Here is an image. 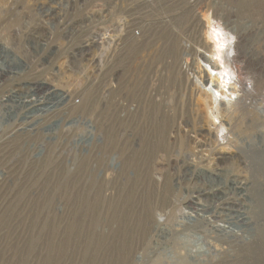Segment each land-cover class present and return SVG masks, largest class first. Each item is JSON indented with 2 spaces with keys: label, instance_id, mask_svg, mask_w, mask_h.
Segmentation results:
<instances>
[{
  "label": "rangeland",
  "instance_id": "1",
  "mask_svg": "<svg viewBox=\"0 0 264 264\" xmlns=\"http://www.w3.org/2000/svg\"><path fill=\"white\" fill-rule=\"evenodd\" d=\"M250 18L239 0H0V60L19 67L0 78V264H264V135L221 113L240 82L263 113ZM232 173L250 180L213 231L187 201Z\"/></svg>",
  "mask_w": 264,
  "mask_h": 264
},
{
  "label": "bare ground",
  "instance_id": "2",
  "mask_svg": "<svg viewBox=\"0 0 264 264\" xmlns=\"http://www.w3.org/2000/svg\"><path fill=\"white\" fill-rule=\"evenodd\" d=\"M53 2V1H52ZM51 2V3H52ZM239 3L241 4L242 8H243V13L246 15H252V18L248 19L249 22L250 20H252V26H250V24L248 23L245 27H243V29L241 31H239V39L244 41V47H245V53L254 60L257 61H261L264 60V52H258L255 51L254 49V45L257 43L261 44V47L264 48V0H239ZM11 4V3H10ZM41 5V4H40ZM240 6V5H239ZM12 7V6H11ZM42 7V6H41ZM10 10V9H9ZM43 10V9H42ZM48 10V9H47ZM55 10V9H54ZM5 12V11H4ZM24 13V12H23ZM49 13V12H48ZM61 14V13H60ZM16 15V14H15ZM20 15V14H19ZM57 16V15H55ZM61 16V15H60ZM45 17V16H44ZM47 18V17H46ZM59 18V17H58ZM9 20V19H8ZM13 20V19H12ZM229 20V19H228ZM232 21V20H231ZM11 23V22H10ZM61 24V21L60 23ZM67 26V25H66ZM117 26V25H116ZM117 28V27H116ZM7 29V28H6ZM64 29V28H63ZM60 30V29H59ZM23 37V36H22ZM96 38V37H95ZM9 39V38H8ZM13 39V38H12ZM89 39V38H88ZM93 41L90 40H84L83 43L80 44L79 49H78V53L76 55H78L79 58H83V56L85 55L86 51H90L91 47L94 45L92 43ZM97 42V41H96ZM101 42V41H100ZM45 43V42H43ZM76 43V42H75ZM104 44V43H103ZM29 45V44H28ZM6 46V45H5ZM4 46V47H5ZM122 46V45H121ZM8 47V46H7ZM73 47V46H72ZM98 47V46H97ZM13 48V47H11ZM20 48V47H18ZM71 48V47H69ZM107 48V47H106ZM10 49V48H9ZM13 50V49H12ZM74 50V49H73ZM93 50V49H92ZM25 49H23V53L26 54ZM70 51V50H69ZM254 51V52H253ZM16 52V51H15ZM21 52V51H20ZM72 54L74 52H71ZM69 55V54H68ZM71 55V54H70ZM76 55H74V57L76 58ZM90 56V54H89ZM18 57V56H17ZM95 57V56H94ZM92 58V57H91ZM2 60H0V78L6 75H9L10 77H15L17 75V70L19 67L16 66V64L14 65H9L12 64L11 61H7V56L6 54L4 56H2L1 58ZM26 59V58H25ZM88 59V58H87ZM90 59V58H89ZM71 60V59H70ZM77 60V59H75ZM74 60V61H75ZM91 60V59H90ZM27 61V60H26ZM72 61V60H71ZM85 61V60H84ZM8 62V64L6 63ZM81 63V62H80ZM79 63V64H80ZM106 65V64H105ZM21 67V65H20ZM32 69V68H31ZM13 79V78H11ZM13 83V82H12ZM3 84V83H2ZM20 82L15 81L13 86L19 87L20 86ZM37 84V83H36ZM35 85V84H34ZM240 89L238 91V93L235 95V98L231 104V106L228 108L227 105H225V103H227V101L230 100L231 97L229 98H225V103H221L222 104V115H226L227 114V121L226 124L228 125L229 129H238L240 132H244V133H253V134H261L264 135V103L259 100L258 104L259 106L263 109V113L260 114L257 112L256 110V106L255 105H248L245 103V99H247V97L249 96V91L248 89V85H246L244 82H240ZM40 86V85H39ZM38 86V87H39ZM34 88V87H33ZM37 89V88H36ZM35 90V89H34ZM55 90V89H54ZM14 93V92H13ZM8 94V93H7ZM11 95L8 94L7 97H11L9 96ZM5 96V95H4ZM50 97V96H49ZM43 98V97H42ZM58 98V97H57ZM255 99V98H254ZM253 99V100H254ZM262 99V98H261ZM40 100V99H39ZM36 99H26V100H22V104L24 107H29L31 104H34L36 102L39 101ZM227 100V101H226ZM4 101V99L0 100V103L2 104ZM69 101V100H67ZM247 101V100H246ZM256 101V100H255ZM254 101V103H255ZM87 103V102H86ZM36 106V105H35ZM27 117V116H26ZM146 118V117H145ZM230 118H232L233 120H229ZM12 122V121H11ZM243 125L241 126L240 124ZM156 124V125H155ZM155 125L154 128V132L157 133L158 131V135L159 137L162 135L163 133V129L164 127L161 126H157L158 123L155 121L154 124ZM167 125V124H166ZM19 127V126H18ZM148 127V126H147ZM152 128V129H153ZM18 129V128H17ZM15 130V129H14ZM150 130V129H147ZM146 131V130H144ZM152 132V131H150ZM145 133V132H144ZM239 133V132H238ZM153 135V134H152ZM148 135H146L147 137ZM158 137V139H159ZM249 137V136H248ZM152 141V140H151ZM160 142V140H159ZM256 143V142H255ZM254 143V144H255ZM144 144V143H143ZM153 145V144H152ZM257 145V144H256ZM255 145V146H256ZM149 146V145H147ZM246 146V145H245ZM259 146H263L264 147V137L263 140L261 141ZM156 147V146H155ZM249 147V146H248ZM254 147V146H253ZM106 148V147H105ZM259 148V147H258ZM242 149V148H241ZM249 149V148H248ZM151 150V149H150ZM240 152V150H238ZM237 152L235 155L233 156H229V159H232V163L234 162H243L244 155H241V152L239 153ZM248 153V152H247ZM259 153V152H258ZM215 154V158H218V162H222L223 160H225V155H222L221 153H214ZM260 155V154H259ZM264 155V154H263ZM261 156V155H260ZM203 159V158H202ZM242 159V161H241ZM245 160V159H244ZM261 162V161H260ZM223 164V163H222ZM236 164V163H235ZM217 165V164H216ZM239 165V164H237ZM241 165V164H240ZM257 165V164H256ZM80 166V165H79ZM230 166V165H229ZM242 166V165H241ZM214 167V166H213ZM221 170V169H220ZM262 170V169H261ZM233 172V170H230ZM235 171V170H234ZM256 171V170H255ZM258 171V170H257ZM210 172V176L213 178L217 177L219 175V170L216 168L211 169ZM226 172V171H225ZM236 172V171H235ZM263 174H264V169L262 170ZM79 173V172H78ZM239 173V172H238ZM238 173H232L231 176H229L228 178V189L224 188L223 185H221L220 183L218 184H214V186L211 185V187L207 188V187H202V188H198V190L195 192L194 198H190L189 201H187L192 209L194 210H198V211H202L203 213H205V216L202 217V222L204 224H206L207 226H209V228L213 231H216L218 229H221L222 226H220L218 223H216L217 220H223L221 217V212L222 211H227L230 213H234L236 211H239L240 208V203H239V199L237 198L238 193L241 192V190L246 186V184L248 183V177H244L243 175L241 176V174ZM225 174V173H224ZM245 174V173H244ZM197 175V174H196ZM258 175V174H257ZM208 176V175H207ZM225 176V175H224ZM65 177V176H64ZM190 177V176H189ZM209 177V176H208ZM202 178V177H201ZM219 178V177H218ZM227 178V177H226ZM262 178V177H261ZM142 180V179H141ZM212 180V179H211ZM140 181V180H139ZM259 181V180H258ZM143 182V181H142ZM146 182V180H145ZM150 182V181H149ZM203 182V181H202ZM214 182V181H213ZM259 182L260 185V189L264 190V179H261ZM139 183V182H138ZM205 183V182H204ZM210 183V182H209ZM250 183V182H249ZM136 184V183H135ZM137 185V184H136ZM140 185V184H139ZM93 186V185H92ZM141 186L143 187V190H145L144 192L148 191L146 188V184L144 185L143 183L141 184ZM140 186V188H141ZM207 186H209L207 184ZM60 187V186H59ZM133 189V188H132ZM251 189V188H250ZM136 190V189H135ZM150 190V189H149ZM126 191V190H125ZM264 192V191H263ZM251 193V192H250ZM133 194V193H132ZM152 194V193H151ZM149 195V194H148ZM256 195V194H255ZM253 195V196H255ZM139 197V196H138ZM206 197H211L214 200L213 206L210 207L208 205H206L203 202V199H205ZM140 198V197H139ZM128 199L134 200L135 199V195H131V198L129 196ZM187 199V198H186ZM141 200V199H140ZM262 201V200H261ZM116 206V205H115ZM144 207V206H143ZM146 209V208H145ZM149 209V208H148ZM144 210V209H143ZM154 210V209H153ZM100 211V210H99ZM146 211V210H145ZM199 213V212H198ZM201 213V212H200ZM223 214V213H222ZM145 215V214H144ZM203 215V214H201ZM230 215V214H229ZM147 216V213L146 215ZM143 217V216H142ZM198 217V216H197ZM133 218V217H132ZM135 218V217H134ZM139 218V219H138ZM141 216L138 214L136 215V219L140 221ZM224 218V217H223ZM147 219V218H146ZM200 220V221H201ZM135 221V220H134ZM225 222V219L223 220ZM124 222V221H123ZM122 222V223H123ZM144 222V221H143ZM131 224V223H130ZM129 224V225H130ZM140 224V223H139ZM148 224V223H147ZM136 225V224H135ZM184 225V224H183ZM140 227V226H139ZM138 227V228H139ZM143 228V227H142ZM208 228V229H209ZM125 230V229H124ZM260 232V231H259ZM263 232V231H262ZM129 236V235H128ZM206 237V236H205ZM97 239V238H96ZM124 239V238H123ZM221 240V239H220ZM188 251V250H187ZM190 252V251H189ZM186 253V251H185ZM188 253V252H187ZM192 253V252H191ZM190 256V255H188ZM194 256V255H192ZM204 261V260H203ZM202 262V261H201Z\"/></svg>",
  "mask_w": 264,
  "mask_h": 264
}]
</instances>
